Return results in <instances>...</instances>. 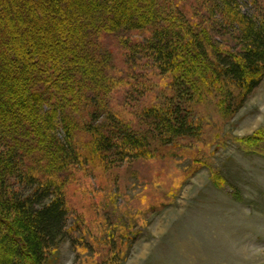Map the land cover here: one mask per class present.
I'll list each match as a JSON object with an SVG mask.
<instances>
[{"label":"trees","instance_id":"1","mask_svg":"<svg viewBox=\"0 0 264 264\" xmlns=\"http://www.w3.org/2000/svg\"><path fill=\"white\" fill-rule=\"evenodd\" d=\"M246 1L0 0V264H46L69 218L107 233L85 264H119L92 188L176 154L200 168L218 136L198 106L227 121L264 78V0ZM238 142L264 153V130Z\"/></svg>","mask_w":264,"mask_h":264},{"label":"rangeland","instance_id":"2","mask_svg":"<svg viewBox=\"0 0 264 264\" xmlns=\"http://www.w3.org/2000/svg\"><path fill=\"white\" fill-rule=\"evenodd\" d=\"M234 1L252 14L246 0ZM199 107L211 138H218L204 149V166L201 161L191 176V160L176 154L148 178L128 176L120 190L93 186L104 231L122 233L119 264H264V153L247 152L238 142L264 130V78L227 121L211 104ZM97 229L91 227L93 240L69 218L65 238L46 264L92 261L93 249L104 246L107 236Z\"/></svg>","mask_w":264,"mask_h":264}]
</instances>
